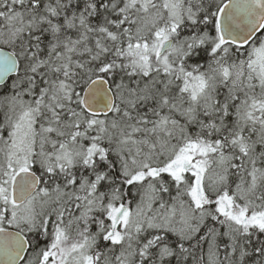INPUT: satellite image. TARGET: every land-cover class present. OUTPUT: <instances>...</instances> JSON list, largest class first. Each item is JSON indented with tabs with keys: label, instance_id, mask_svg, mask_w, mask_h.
<instances>
[{
	"label": "snow or ice",
	"instance_id": "obj_1",
	"mask_svg": "<svg viewBox=\"0 0 264 264\" xmlns=\"http://www.w3.org/2000/svg\"><path fill=\"white\" fill-rule=\"evenodd\" d=\"M0 264H264V0H0Z\"/></svg>",
	"mask_w": 264,
	"mask_h": 264
}]
</instances>
